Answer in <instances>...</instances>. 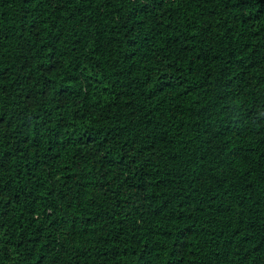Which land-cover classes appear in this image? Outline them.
<instances>
[{"label": "trees", "instance_id": "trees-1", "mask_svg": "<svg viewBox=\"0 0 264 264\" xmlns=\"http://www.w3.org/2000/svg\"><path fill=\"white\" fill-rule=\"evenodd\" d=\"M0 264H264V0H0Z\"/></svg>", "mask_w": 264, "mask_h": 264}]
</instances>
